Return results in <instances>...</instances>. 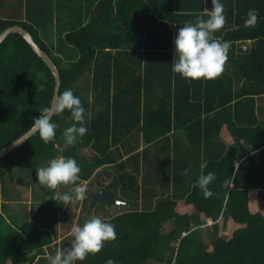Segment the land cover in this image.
<instances>
[{
	"label": "trees",
	"instance_id": "obj_1",
	"mask_svg": "<svg viewBox=\"0 0 264 264\" xmlns=\"http://www.w3.org/2000/svg\"><path fill=\"white\" fill-rule=\"evenodd\" d=\"M222 3L225 23L214 37L230 45L224 70L192 80L171 70L173 39L186 21L211 9V0H0V34L20 26L32 35L60 71V93L71 88L81 98L88 127L77 143L65 144L62 132L72 122L65 110L52 117L58 125L53 139L37 132L0 158L2 201L5 179L15 172L42 192L30 220L0 205V264H24L26 256L29 264L48 262V250L54 255L71 245L73 236L57 244L68 204L52 200L58 187L36 178V168L58 156L77 160V181L89 192L101 171L110 181L97 186L114 190L126 201L120 206L127 205L105 219L115 225L116 238L76 264L109 258L119 264H264V0ZM250 9L259 14L255 27L244 26ZM55 86L26 40L9 35L0 45V151L52 106ZM177 134L184 149L171 146ZM183 151L188 165L178 174L171 161L177 166ZM209 171L216 180L205 199L195 182ZM5 213L14 227L3 225ZM169 222L174 227L163 233ZM207 229L209 242L202 236Z\"/></svg>",
	"mask_w": 264,
	"mask_h": 264
},
{
	"label": "clouds",
	"instance_id": "obj_2",
	"mask_svg": "<svg viewBox=\"0 0 264 264\" xmlns=\"http://www.w3.org/2000/svg\"><path fill=\"white\" fill-rule=\"evenodd\" d=\"M211 9H205V15H197L193 20L186 21L177 29L173 39L174 58L171 63L172 71L185 79H213L219 76L228 59L229 43L215 38L214 33L225 23L224 4L222 0H211ZM259 19L256 9H250L244 20L245 27H255ZM68 110L72 121L64 128L62 139L71 146L78 142L88 132L86 109L81 98L74 94L71 88L65 89L54 101V106L44 107L40 115L33 119L32 129L45 140L56 136L57 123L53 115L62 114ZM36 178L39 184L49 189H56L59 185H67L79 179L81 165L72 156H58L50 159L46 166L36 168ZM216 180V174L209 171L201 173L195 186L200 189L205 199L213 196L209 187ZM225 183H228L226 180ZM85 186L75 188V198L85 199ZM60 200L64 205L72 202L73 196L64 193L56 194L52 200ZM74 237L71 245L55 251L48 256V264H76L84 261L90 253L99 252L104 243L116 238L115 225L100 216H90L83 224H73L70 229ZM105 264H119L113 258Z\"/></svg>",
	"mask_w": 264,
	"mask_h": 264
},
{
	"label": "rangeland",
	"instance_id": "obj_3",
	"mask_svg": "<svg viewBox=\"0 0 264 264\" xmlns=\"http://www.w3.org/2000/svg\"><path fill=\"white\" fill-rule=\"evenodd\" d=\"M246 46V45H243ZM136 139L140 141L141 136L135 135ZM155 145L150 149V153L154 154L157 152L155 150ZM47 163H43L42 166H46ZM41 166V167H42ZM178 174H181L178 171ZM104 174L101 171H98L95 179V185L90 189L91 191L86 192L85 199L78 200L75 198V188L78 186H85L86 189L88 187L86 182H79L75 181L73 183L67 185H59L58 186V194L68 193L73 196L72 202L68 203L65 210L60 213L59 224H58V236H57V244L61 243L62 241L68 240L71 234V227L73 224H83V222L88 219L90 216H100L102 219H107L108 217L114 216L118 213V211H122V209H126L127 205L118 206L117 204L108 205L105 202H97L94 203L93 195L99 192L100 189L97 183L103 182V187L107 185L110 181L109 179H104ZM25 178V179H24ZM2 185L0 187V197H4V193L2 192ZM5 187L7 188L6 198L5 201H2L0 198V205L6 206L7 211H12L14 214L20 216L19 218H27L33 219L34 214L37 211L38 205L42 200V192L39 188V185L35 181H31L26 179V176H21L20 173L15 172L14 178L7 177L5 179ZM101 187V186H100ZM125 204L126 201L120 199ZM138 201L137 206L135 207L136 210L142 209V203ZM120 207V208H119ZM2 209V208H1ZM127 210V209H126ZM13 214V215H14ZM12 215V216H13ZM4 216V224L7 226H13V218L11 220L10 215L6 213ZM14 227V226H13ZM174 227V222H169L164 226L162 229L163 233L170 231ZM213 235V232L209 229L202 233V236L205 241L209 242ZM227 236V233H224ZM50 251L48 250L46 255H50ZM24 264L30 263V256H26L23 258ZM33 264H48V262L43 261L42 258L37 259Z\"/></svg>",
	"mask_w": 264,
	"mask_h": 264
},
{
	"label": "water",
	"instance_id": "obj_4",
	"mask_svg": "<svg viewBox=\"0 0 264 264\" xmlns=\"http://www.w3.org/2000/svg\"><path fill=\"white\" fill-rule=\"evenodd\" d=\"M13 33H18L20 34L26 42L31 46V48L34 50V52L46 63L48 68L51 70L55 77V91H54V96H53V101H52V106H54V101L55 98L59 95L60 93V88L62 84L61 76H60V71L56 64L53 62L51 57L44 51L42 50L38 44L35 42L33 39L32 35L23 27L20 26H12L5 31H3L0 34V45L4 42V40L11 34ZM37 132L34 129H30L28 132H26L23 136H21L19 139L14 141L12 144L8 145L4 149L0 151V158H3L13 152L15 149H17L19 146L24 144L29 138H31L34 134ZM94 198V203L97 202H105L108 205L111 204H117L118 206L123 203L121 200H119L116 195L114 190H100L96 194L93 195Z\"/></svg>",
	"mask_w": 264,
	"mask_h": 264
},
{
	"label": "crops",
	"instance_id": "obj_5",
	"mask_svg": "<svg viewBox=\"0 0 264 264\" xmlns=\"http://www.w3.org/2000/svg\"><path fill=\"white\" fill-rule=\"evenodd\" d=\"M251 44H252V41H248V42H246L245 44H243V45H246V46H243V48L244 49H246L248 46H251ZM262 97H264V96H262ZM174 144H178V145H180L181 146V148L182 149H184V146H183V143H182V138L180 137V135H176V136H174V137H172L171 138V146H174ZM144 146L143 145H141V147H140V149L139 150H142V148H143ZM185 153H186V155H187V152L186 151H183V156H181V159H180V162H179V164L177 165V166H174V162H173V159H172V161H171V167H173V168H176V170L177 171H180V172H182L183 171V169H184V171H185V169H186V167H187V165H188V162H187V160L185 159ZM142 171V170H141ZM173 177V176H172ZM142 181V179L139 181V183ZM173 183H172V181H170V186H169V189H170V193H172L173 192ZM138 201H141V200H138ZM137 201V202H138Z\"/></svg>",
	"mask_w": 264,
	"mask_h": 264
}]
</instances>
